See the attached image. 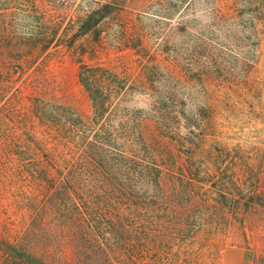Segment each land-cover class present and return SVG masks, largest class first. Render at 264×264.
<instances>
[{
    "label": "trees",
    "instance_id": "1",
    "mask_svg": "<svg viewBox=\"0 0 264 264\" xmlns=\"http://www.w3.org/2000/svg\"><path fill=\"white\" fill-rule=\"evenodd\" d=\"M174 36L177 60L139 74L99 60L109 38ZM263 42L264 0H0V264H221L189 250L235 223L264 230V150L217 140L214 105L192 96ZM62 52L89 114L41 76Z\"/></svg>",
    "mask_w": 264,
    "mask_h": 264
},
{
    "label": "rangeland",
    "instance_id": "2",
    "mask_svg": "<svg viewBox=\"0 0 264 264\" xmlns=\"http://www.w3.org/2000/svg\"><path fill=\"white\" fill-rule=\"evenodd\" d=\"M78 4L71 3L68 8L61 7L55 12L64 17L76 14L78 12L76 9L80 8ZM144 23L147 24V20ZM172 39V44H165L167 47L159 48L158 43L153 42L148 49L144 50L138 40L131 41V43L123 40L115 43L113 38H109L104 43L106 45L104 49H100L102 54L99 60L107 66L129 67L134 73L139 74L148 60L164 61L171 52L174 57L172 59L177 60L176 56L182 53L180 47L171 48L170 46L180 45V41L177 36ZM240 44L242 50H248V42L245 40L244 43V38L241 39ZM173 50L176 52L173 53ZM254 50L255 65L246 68L245 66L239 67L238 63L233 62L230 71L221 77L211 67L206 77L192 82L195 86L192 96L199 102H211L214 105L216 112L212 131L217 140L230 147L243 145L245 149L264 150V42L260 46L256 45ZM220 55L228 60L225 55L216 52L217 61ZM84 60L89 61L88 57ZM78 67L69 53L62 52L52 56L50 65L46 66L41 76L45 75L53 81L59 86L61 95L69 97L85 114H89L90 102L78 82ZM245 68L244 76L242 69ZM146 102L144 97L138 95L130 102V105L146 109ZM10 212L13 214L15 210L10 209ZM13 218L17 217L13 216ZM2 219L6 218L2 216ZM241 227L239 223H235L234 227H229L232 229L221 230L220 234L215 235L216 238L211 237L215 238L214 241L209 238L198 240L189 250L193 256L190 260H221V264H255L254 260H259L260 256H264V230L247 231L246 236ZM194 251L198 256L194 255Z\"/></svg>",
    "mask_w": 264,
    "mask_h": 264
}]
</instances>
